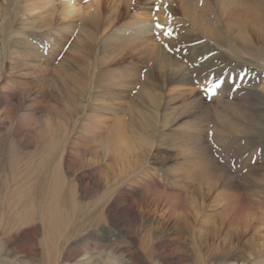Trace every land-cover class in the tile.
Returning a JSON list of instances; mask_svg holds the SVG:
<instances>
[{"label": "rangeland", "instance_id": "1", "mask_svg": "<svg viewBox=\"0 0 264 264\" xmlns=\"http://www.w3.org/2000/svg\"><path fill=\"white\" fill-rule=\"evenodd\" d=\"M190 1L75 0L65 17L63 0H0V186L73 188L45 205L70 264H264V0ZM136 16L167 24L117 43ZM232 185L248 215L222 230Z\"/></svg>", "mask_w": 264, "mask_h": 264}, {"label": "bare ground", "instance_id": "2", "mask_svg": "<svg viewBox=\"0 0 264 264\" xmlns=\"http://www.w3.org/2000/svg\"><path fill=\"white\" fill-rule=\"evenodd\" d=\"M205 1L206 0H191L190 2L192 4L190 3L189 5H186L184 9H186L187 12L190 11L193 14L195 10L194 5L204 6ZM239 1L241 0H216L217 4L222 9L230 6L231 4L233 5L234 2ZM49 2L50 0H41V2L34 5L33 9L35 11H38L39 8H44L45 6H47ZM62 3H64L63 13L65 14V17H71L75 14H78L75 0H63ZM162 10L166 13H171L175 11V8L170 6L167 9ZM165 24H167V21H163L158 24L157 22L154 23V21H151L150 19H142L141 17L136 16L135 19L126 26V29L124 31L117 30V32H115L117 34H114L113 37L115 38L117 43L126 40V37L130 39L140 38L141 40L143 38L145 39L144 42H148L150 41L149 37L152 35V33H157L160 30V27L165 26ZM121 35L126 37H123ZM157 59L158 61H161V63L162 61L166 60V58L163 57L160 53L157 54ZM167 67L170 68V70L171 67L172 69H174V73L170 76V78H173L177 83L191 85L190 72L182 70V66L180 67L178 63H171L169 61L167 62ZM25 176L23 177L22 174H18L16 179L19 180L13 178V180L17 181V185L14 188L5 185L0 186V263L32 264V262L37 258H40L41 264H70L73 261H78L77 259L80 257V255L74 256L71 253V250L65 248L61 243V239L63 238L61 236H63L62 233L64 231V228L66 227V220L64 215L59 212V210H57L58 208L54 209L53 206H45L49 205L48 203L52 202H56L57 207L61 205L68 206L72 202V198L76 197L75 191L73 190V188L64 189L62 186L57 188H49L45 186L40 190L38 194H36L33 189L25 187L27 185V179ZM29 177H31V175ZM212 177L214 178V176ZM18 181H20L21 185H19ZM229 190L234 192L230 196L233 200V208L228 218H223L221 220L222 227L220 229L222 230L226 229L227 226L229 227L232 225H237L236 227L240 228V225L243 219L248 215L249 210L248 203L243 198V193L240 192V189L232 185L229 186ZM158 201L159 200H157V202ZM34 204L36 205V208H33V216H23L27 212L26 209ZM157 204V208L159 209L160 204ZM168 206H170V204ZM170 208L175 212L177 208H180V204L172 205L170 206ZM167 210L169 209L167 208ZM199 210L196 206L192 207V212L196 213L194 214V220L198 223L201 221L203 222L204 219L203 212ZM171 211L169 212L170 215L175 214ZM35 216L37 217L35 218ZM20 232L24 235L27 234L28 238H26L25 242H21L19 240L18 233ZM112 261L113 259L108 257L103 262L104 264H111ZM211 261H214V263L219 261V264H223L225 262L236 264V262H240L237 261V259L234 258L233 255H230L228 253H223V255L219 257H217V255H210V257H207L203 262L204 264H209ZM180 262H178V264Z\"/></svg>", "mask_w": 264, "mask_h": 264}, {"label": "snow or ice", "instance_id": "3", "mask_svg": "<svg viewBox=\"0 0 264 264\" xmlns=\"http://www.w3.org/2000/svg\"><path fill=\"white\" fill-rule=\"evenodd\" d=\"M159 26V25H158ZM217 87H219V85H217Z\"/></svg>", "mask_w": 264, "mask_h": 264}]
</instances>
